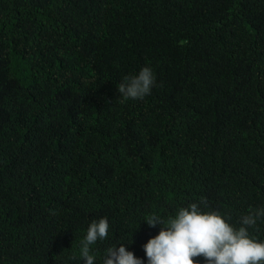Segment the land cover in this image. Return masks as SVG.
Here are the masks:
<instances>
[{
	"label": "trees",
	"instance_id": "trees-1",
	"mask_svg": "<svg viewBox=\"0 0 264 264\" xmlns=\"http://www.w3.org/2000/svg\"><path fill=\"white\" fill-rule=\"evenodd\" d=\"M193 201L264 207V0H0V264H83L101 216L94 264L144 257L145 215Z\"/></svg>",
	"mask_w": 264,
	"mask_h": 264
},
{
	"label": "clouds",
	"instance_id": "clouds-1",
	"mask_svg": "<svg viewBox=\"0 0 264 264\" xmlns=\"http://www.w3.org/2000/svg\"><path fill=\"white\" fill-rule=\"evenodd\" d=\"M155 82L153 69L144 65L122 78L118 92L125 99L143 98ZM203 204L189 202L167 217L157 212L146 214L142 221L150 228L159 226V230L141 245L144 257L135 255L124 242L114 243L105 247L100 264H264V239L255 238L249 231L264 218V207L241 215L238 224H233L225 214ZM109 230L106 216L87 224L77 245L83 264H94L97 256L92 246L105 240Z\"/></svg>",
	"mask_w": 264,
	"mask_h": 264
}]
</instances>
